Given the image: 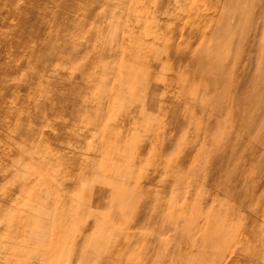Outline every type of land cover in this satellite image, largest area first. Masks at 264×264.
Here are the masks:
<instances>
[{
    "label": "rangeland",
    "instance_id": "1",
    "mask_svg": "<svg viewBox=\"0 0 264 264\" xmlns=\"http://www.w3.org/2000/svg\"><path fill=\"white\" fill-rule=\"evenodd\" d=\"M263 201L264 0H0V264H264Z\"/></svg>",
    "mask_w": 264,
    "mask_h": 264
},
{
    "label": "bare ground",
    "instance_id": "2",
    "mask_svg": "<svg viewBox=\"0 0 264 264\" xmlns=\"http://www.w3.org/2000/svg\"><path fill=\"white\" fill-rule=\"evenodd\" d=\"M263 202H264V201H263ZM254 215H255V214H254ZM257 216H258V215H257ZM255 217H256V216H255ZM259 217H260V216H259ZM242 230H243V229H242ZM257 230H258V229H257ZM260 233H261V232H260ZM246 234H247V233H246ZM261 238H262V237H261ZM252 239H254V238H252ZM250 240H251V239H250ZM261 243H262V245H261V247H260V251H262V250L264 249V238L261 239ZM241 251H242V250H241ZM241 251H240V252H241ZM234 252H235V251H234ZM224 254H225V253H224ZM228 254H229V253H228ZM228 254H225V257H224L225 260H224V261H226V264H231V261H233V260H231L229 263L227 262ZM233 254H234V253H233ZM242 254H243V253H242ZM242 254H241L240 256H241V257H244V255H242ZM262 254H263V253H262ZM237 255H238V254L236 253V255L234 256V260H235L236 258H238ZM260 255H261V254H260ZM232 256H233V255H232ZM262 261H263V260H262ZM260 262H261V261H260ZM260 262H259V263H260ZM222 263H223V262H222ZM262 263H263V262H262ZM262 263H261V264H262Z\"/></svg>",
    "mask_w": 264,
    "mask_h": 264
}]
</instances>
